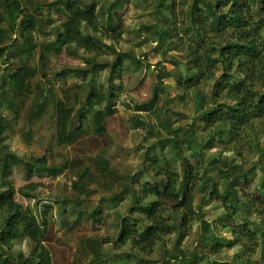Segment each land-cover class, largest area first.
<instances>
[{
  "label": "rangeland",
  "instance_id": "1",
  "mask_svg": "<svg viewBox=\"0 0 264 264\" xmlns=\"http://www.w3.org/2000/svg\"><path fill=\"white\" fill-rule=\"evenodd\" d=\"M20 1L32 20L29 32L10 36L5 27L0 28V48L4 49L0 55V159L7 161L6 181L16 190L35 186L26 192L31 198L17 194L18 202L37 217L50 207L48 219L54 238L48 247L54 264H232L240 247H225L217 254L211 250L220 240L232 237L221 226V203L217 197H209L207 189H193L196 216L180 244L174 236L165 237L151 255L130 245L115 248L122 219L140 220L129 210L141 184L152 182L155 176L154 157L158 168L165 169L168 164L180 178L184 162H189L216 187L218 195L225 193L227 173H249L251 186L245 192L250 197L257 193L264 175V136L254 148L249 142L251 135L244 133L240 154L216 147L218 127L204 130L195 120L194 98L178 92L176 79L190 65V56L183 50L184 44L175 47L168 40L154 42L164 38L159 31L168 29L166 12H158L155 0H79L86 6L97 3L102 31L113 20L122 32L120 41L102 37L96 52L74 45L58 51L53 45L65 20L61 0ZM176 2L179 6L180 0ZM82 30L91 34L85 26ZM26 47L29 53L22 51ZM117 57L122 59L118 73L112 66ZM21 63L36 75L27 90L13 97L9 82ZM99 65L105 66L100 69ZM196 92L206 96V106L211 105V83L201 84ZM110 93H116L111 113L105 111L99 123L105 136H96L94 131V116L105 104L94 109L89 106L82 122L84 134L72 146L56 145L57 101L77 102V112L90 94H103L108 102ZM76 112L75 126L79 125ZM207 140L215 146L189 148ZM10 157L18 159L19 165H13ZM43 157L47 158L43 170L40 164L39 169L32 167L27 180L28 166ZM249 219L259 226L258 242L262 245L264 217L252 215ZM259 250L254 260L264 264ZM29 251L30 245L24 241L8 254L14 264H22Z\"/></svg>",
  "mask_w": 264,
  "mask_h": 264
},
{
  "label": "trees",
  "instance_id": "2",
  "mask_svg": "<svg viewBox=\"0 0 264 264\" xmlns=\"http://www.w3.org/2000/svg\"><path fill=\"white\" fill-rule=\"evenodd\" d=\"M62 13L65 20L56 34L53 48L62 50L76 46L86 52H96L101 38L118 43L122 32L118 30L113 20L104 32L97 17V3L86 6L79 0H61ZM158 12L169 22L168 29L159 31L164 34L154 42L163 43L166 40L178 47L184 44L188 51L190 65L176 79L180 93L190 94L195 101L196 119L204 130H216L219 139L216 147L228 152L240 154L242 135H251L250 141L254 148L260 144L264 136V0H155ZM32 25L30 15L22 6L20 0H0V28H6L8 35L23 36ZM85 26L91 34L84 33ZM120 31V32H118ZM1 43V42H0ZM24 52L31 50L26 47ZM4 49L0 48V55ZM121 57H117L113 69L116 73L122 65ZM105 65H99L103 68ZM220 76L216 77L218 73ZM36 75L25 63L11 77L9 92L18 97L27 90L31 79ZM212 85L211 105L206 106V96H201L196 89L201 84ZM116 93H110L108 102L103 94L89 95L86 104L77 112V102L69 105L64 100L56 103V136L55 143L60 147L72 146L84 134L82 122L86 121V111L89 106L94 109L103 106L94 116L96 136H105V130L100 126L104 112L110 115ZM187 94V95H188ZM157 98L154 94L153 100ZM91 103V105L89 104ZM146 106L148 104H145ZM75 112L78 114L79 125L73 124ZM100 123V124H99ZM175 132V131H174ZM256 143V145H255ZM209 140L193 147L201 150L210 146ZM250 145V143H249ZM264 156V145L261 148ZM13 165L20 161L10 157ZM47 158L43 157L30 164L39 169L45 166ZM42 165L41 167L38 165ZM152 171L155 176L152 182H144L138 190L134 204L129 214L137 215L131 221L122 219L120 231L115 241V248L130 245L138 252L151 255L165 237L174 236L176 244L187 238L194 223L193 191H209V197L216 198L222 205L221 226L227 230L232 239H222L211 247L213 254L225 247L232 249L240 247L241 252L234 255L232 264H258L254 260L256 252L264 255V241H259V226L251 223L252 215L264 217V175L254 196L245 192L251 186L249 173L245 175H229L224 195H218L217 189L198 172L189 162H184L182 176L166 164V168H158V161L151 159ZM74 167V164L73 166ZM7 161L0 159V264H14L9 258L12 248L24 241L30 245L29 256L22 264H54L48 244L54 238L52 225L48 219L49 208L46 207L39 217L29 208L16 200L19 194L31 198L26 192L35 189L29 184L19 190L6 181ZM53 173L55 169H52ZM242 190L239 188L242 186ZM207 187V188H206ZM194 189V190H193ZM204 202V200H203ZM241 216V217H240ZM254 227V228H253ZM258 227V228H257ZM260 227H264V222ZM264 236V232H261Z\"/></svg>",
  "mask_w": 264,
  "mask_h": 264
}]
</instances>
